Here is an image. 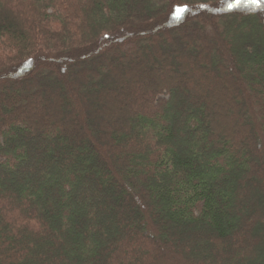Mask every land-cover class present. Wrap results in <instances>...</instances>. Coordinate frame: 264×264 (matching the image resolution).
<instances>
[{
  "label": "trees",
  "instance_id": "obj_1",
  "mask_svg": "<svg viewBox=\"0 0 264 264\" xmlns=\"http://www.w3.org/2000/svg\"><path fill=\"white\" fill-rule=\"evenodd\" d=\"M0 264H264V0H0Z\"/></svg>",
  "mask_w": 264,
  "mask_h": 264
},
{
  "label": "rangeland",
  "instance_id": "obj_2",
  "mask_svg": "<svg viewBox=\"0 0 264 264\" xmlns=\"http://www.w3.org/2000/svg\"><path fill=\"white\" fill-rule=\"evenodd\" d=\"M194 25L195 26H200V22L198 21V22H196V23H194ZM205 32H206V34L208 35V31L207 30H205ZM208 38H211V37H209L208 36ZM125 51H123V53H124ZM125 54V53H124ZM119 59H118V61H116L117 63H119L120 65L122 64V65H124L125 64V61H124V55L123 54H120L119 55V57H118ZM153 59V58H152ZM86 65H88V64H86ZM182 70V69H181ZM204 70H202V72H203ZM151 72H152V70H151ZM183 72V71H182ZM147 74H148V72H146ZM143 75V74H142ZM141 77V76H140ZM186 77V76H185ZM206 79V78H205ZM205 82H209V79L207 80H204V81H202V84H205ZM222 86L223 87H226L227 88V84L225 83H223L222 84ZM109 87V86H108ZM232 87V86H231ZM110 88V87H109ZM230 90H231V88H227L226 89V92L229 94V92H230ZM86 101L88 102V104L92 107V106H94L95 104L93 103L92 104V102L90 101V100H88V99H86ZM113 115H114V112H113ZM128 141V137L126 138V137H124V139H123V141H122V144H123V146H127V142ZM127 142V143H126ZM248 209V208H247ZM247 210L245 209L244 210V212H243V214L244 215H246L247 217V220L249 219V217H251V212L250 213H248V215L246 214L247 212H246ZM110 221L112 222V220L110 219ZM256 231V230H255ZM125 237V233H123V235H122V238H124Z\"/></svg>",
  "mask_w": 264,
  "mask_h": 264
},
{
  "label": "snow or ice",
  "instance_id": "obj_3",
  "mask_svg": "<svg viewBox=\"0 0 264 264\" xmlns=\"http://www.w3.org/2000/svg\"><path fill=\"white\" fill-rule=\"evenodd\" d=\"M251 2H252V3L259 4V3L261 2V0H251ZM185 10H186L185 8H180V7H178V8L176 9L177 12H183V11H185Z\"/></svg>",
  "mask_w": 264,
  "mask_h": 264
}]
</instances>
